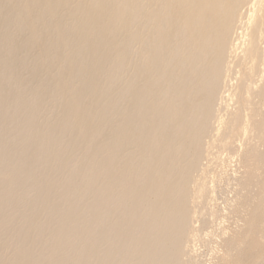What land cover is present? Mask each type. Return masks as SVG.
<instances>
[{
	"label": "bare ground",
	"instance_id": "bare-ground-1",
	"mask_svg": "<svg viewBox=\"0 0 264 264\" xmlns=\"http://www.w3.org/2000/svg\"><path fill=\"white\" fill-rule=\"evenodd\" d=\"M0 264H264V0H0Z\"/></svg>",
	"mask_w": 264,
	"mask_h": 264
}]
</instances>
